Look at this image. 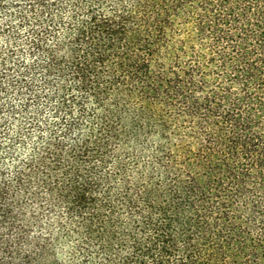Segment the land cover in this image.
<instances>
[{
	"label": "trees",
	"instance_id": "1",
	"mask_svg": "<svg viewBox=\"0 0 264 264\" xmlns=\"http://www.w3.org/2000/svg\"><path fill=\"white\" fill-rule=\"evenodd\" d=\"M0 264H264V0H0Z\"/></svg>",
	"mask_w": 264,
	"mask_h": 264
}]
</instances>
